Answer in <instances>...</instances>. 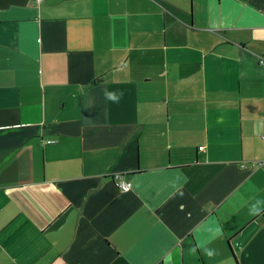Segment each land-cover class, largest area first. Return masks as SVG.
I'll list each match as a JSON object with an SVG mask.
<instances>
[{"label": "crops", "instance_id": "obj_1", "mask_svg": "<svg viewBox=\"0 0 264 264\" xmlns=\"http://www.w3.org/2000/svg\"><path fill=\"white\" fill-rule=\"evenodd\" d=\"M260 57L264 0H0V264H264Z\"/></svg>", "mask_w": 264, "mask_h": 264}, {"label": "built area", "instance_id": "obj_2", "mask_svg": "<svg viewBox=\"0 0 264 264\" xmlns=\"http://www.w3.org/2000/svg\"><path fill=\"white\" fill-rule=\"evenodd\" d=\"M35 3H39L40 0H32ZM258 63L259 65H261L262 67H264V58L260 57L258 59ZM262 122L264 123V118H262ZM200 149V148H199ZM251 166H256V167H261L264 170V160H260V161H256V162H252ZM240 167L242 169L246 168V166L244 164H240ZM112 181L114 183V185L117 187L118 190L125 192L128 191L130 189V183L123 180V174L122 173H114L111 175Z\"/></svg>", "mask_w": 264, "mask_h": 264}, {"label": "clouds", "instance_id": "obj_3", "mask_svg": "<svg viewBox=\"0 0 264 264\" xmlns=\"http://www.w3.org/2000/svg\"><path fill=\"white\" fill-rule=\"evenodd\" d=\"M106 95L113 100L118 99V94H116V93H106Z\"/></svg>", "mask_w": 264, "mask_h": 264}]
</instances>
